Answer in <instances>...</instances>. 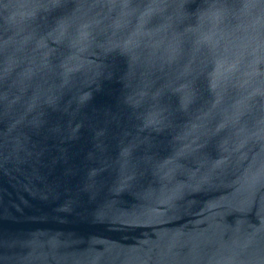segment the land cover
Listing matches in <instances>:
<instances>
[{
    "label": "water",
    "instance_id": "obj_1",
    "mask_svg": "<svg viewBox=\"0 0 264 264\" xmlns=\"http://www.w3.org/2000/svg\"><path fill=\"white\" fill-rule=\"evenodd\" d=\"M0 264H264V0H0Z\"/></svg>",
    "mask_w": 264,
    "mask_h": 264
}]
</instances>
